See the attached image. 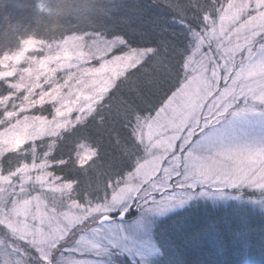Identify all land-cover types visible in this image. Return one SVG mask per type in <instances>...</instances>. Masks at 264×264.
<instances>
[{
  "label": "rangeland",
  "instance_id": "374dc122",
  "mask_svg": "<svg viewBox=\"0 0 264 264\" xmlns=\"http://www.w3.org/2000/svg\"><path fill=\"white\" fill-rule=\"evenodd\" d=\"M226 3L218 0L206 24L189 33L191 51L177 91L155 114L136 121L133 169L85 202L75 200L71 184L51 172L49 150L55 137L82 122L148 49L121 47L118 37L91 33L55 41L27 37L0 57V79L9 87L1 100L0 156H23L13 169H0V223L35 250L37 260L28 264H162L174 254L156 238L159 223L197 202L229 200L230 181L245 163L260 162L255 154L241 160L228 153L264 149V31L252 35L241 24L243 14L221 18ZM220 129L223 136H209ZM93 152L79 143L74 162L83 166ZM178 182H187L191 190L177 188L175 195L161 199V189ZM234 187L253 191L244 184ZM260 195L258 201L236 198L234 203L264 213ZM128 206L135 215L127 220L143 217L146 225L138 238L112 232L119 223L115 218L97 221ZM66 236L69 241L57 251ZM20 250L16 242L8 247L0 242V264H25ZM81 252L83 258L74 255Z\"/></svg>",
  "mask_w": 264,
  "mask_h": 264
},
{
  "label": "trees",
  "instance_id": "16d2710c",
  "mask_svg": "<svg viewBox=\"0 0 264 264\" xmlns=\"http://www.w3.org/2000/svg\"><path fill=\"white\" fill-rule=\"evenodd\" d=\"M217 2L0 0V57L16 49L27 37L55 41L91 33L118 37L123 43L127 41L128 47L149 51L113 84L82 122L63 130L53 141L48 154L50 170L71 184L75 200L85 202L96 197L133 169L138 154L133 134L136 121L155 114L177 91L191 51L189 33L206 24ZM8 92L7 83L0 79V127L4 115L1 100ZM79 143L94 151L83 166L74 162V149ZM22 159L14 152L2 154L1 171L13 169ZM230 192V199L223 203L197 202L159 223L156 238L162 249H166L165 243L174 254L162 264H264V213L234 203L236 198L258 201L261 195L241 187ZM134 213L132 210L127 218ZM69 239L66 236L55 249L59 251ZM10 240L21 246L25 264L36 262L35 250L0 223L3 247H8ZM52 257L55 260V254Z\"/></svg>",
  "mask_w": 264,
  "mask_h": 264
},
{
  "label": "snow or ice",
  "instance_id": "6c2138e0",
  "mask_svg": "<svg viewBox=\"0 0 264 264\" xmlns=\"http://www.w3.org/2000/svg\"><path fill=\"white\" fill-rule=\"evenodd\" d=\"M222 8L223 10L219 13L221 18L231 17L233 15L238 17L240 14H243L246 19L241 21V24L252 30V35H255L256 31H264V0H242L241 3H234V0H228V3L223 5ZM127 46V41H124L121 45V47L125 48ZM113 51L115 52V49ZM117 55H119V53H117ZM214 135L223 136L224 130H214L212 133H209V136ZM228 154L241 160H246L250 154L262 157L260 162L256 165L245 163V170L239 175H236L233 181H230L229 189L231 190L233 183L236 186L244 184L252 188L254 193L258 191L259 193L264 194V149L257 150L255 153H237L233 151ZM207 181L208 178L205 177L199 182L201 189L206 188ZM191 187H195V182L192 183ZM177 188L182 191L191 190L187 182H178L174 187L167 191L161 189V199H164L167 196L175 195ZM133 202L135 203V199ZM147 202L151 203V201ZM131 211V206H128L127 210H124L123 208L118 209L117 211L112 212L109 217V219L115 218L119 221V223L112 225L110 230L114 233L119 232L125 237V239L128 240L138 238L146 229L143 217L134 218L132 221L127 220ZM166 252H169V249H166ZM74 255H76L77 258H83L85 253H75Z\"/></svg>",
  "mask_w": 264,
  "mask_h": 264
},
{
  "label": "water",
  "instance_id": "95a60500",
  "mask_svg": "<svg viewBox=\"0 0 264 264\" xmlns=\"http://www.w3.org/2000/svg\"><path fill=\"white\" fill-rule=\"evenodd\" d=\"M109 217H110V215L103 214V215H101V216L98 218L97 221L100 223V222H104V221H110V220H112V219H109Z\"/></svg>",
  "mask_w": 264,
  "mask_h": 264
}]
</instances>
